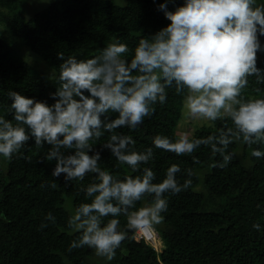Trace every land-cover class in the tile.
I'll list each match as a JSON object with an SVG mask.
<instances>
[{
  "label": "clouds",
  "instance_id": "obj_1",
  "mask_svg": "<svg viewBox=\"0 0 264 264\" xmlns=\"http://www.w3.org/2000/svg\"><path fill=\"white\" fill-rule=\"evenodd\" d=\"M159 10L170 23L139 38L134 49L117 39L90 58L59 53V74L54 69L49 77L56 81L55 103L8 92L12 103L6 111L12 119L0 115V156L10 161L19 154L31 162L21 150L34 140L37 149L51 146L43 159L56 161L52 176L63 174L66 186L91 176L80 188L86 202L67 220L78 234L69 252L87 247L112 261L130 232H149L164 222L169 195L192 187L197 174L172 164L157 182L148 166L154 149L192 156L204 146L218 157L210 166L220 169L237 155L230 150L233 144L247 145L252 157L264 158V96L247 93L250 77L264 83V69L257 67L258 53L264 51V2L184 0L176 6L166 0ZM170 90L182 98L185 122L214 130L197 138L192 128L181 127L174 137L157 134L152 146L137 149L133 135L120 129L137 130L156 113L157 104L167 103ZM109 114L118 115L110 119ZM98 143L110 150L117 167L126 165L130 172L121 178L102 167L101 152L94 151ZM193 163H200L198 157ZM55 181L48 186L57 188ZM45 220L55 223L56 217L49 212ZM260 228L253 224L254 230Z\"/></svg>",
  "mask_w": 264,
  "mask_h": 264
},
{
  "label": "trees",
  "instance_id": "obj_2",
  "mask_svg": "<svg viewBox=\"0 0 264 264\" xmlns=\"http://www.w3.org/2000/svg\"><path fill=\"white\" fill-rule=\"evenodd\" d=\"M165 2L126 0L125 5H118L111 0H57L25 19L21 0H0V115L12 119L6 111L12 103L9 90L49 105L55 103L51 94L56 91V81L47 71L52 74L56 69L59 74L61 52L65 57L90 58L117 39L134 49L139 38L170 23L159 10ZM183 3L175 0L176 6ZM168 8L174 11L173 4ZM17 45L25 47L34 62L18 52ZM257 67L264 69V55ZM247 93L264 96V83L250 77ZM181 108L182 98L170 90L167 103L157 104L156 113L145 118L137 130L120 131L133 135L137 149L150 147L157 134L174 137L182 119ZM117 115L109 114V118ZM213 130L201 127L194 136H207ZM50 147L45 143L43 149H37L30 140L21 151L31 162L19 154L10 161L0 156V264H264V158L252 157L247 145L230 146L237 155L224 169L210 166L218 157L204 146L192 156L154 149L155 158L148 166L157 182L172 164H179L182 170L191 168L197 176L192 187L169 195L164 222L155 228L163 247L158 250L146 240L138 241L136 233L130 232L112 261L97 257L87 247L68 251L78 234L68 228L67 220L86 202L80 188L81 184L87 186L91 176L67 186L63 174L53 177L56 161L43 159ZM94 151L101 152L102 167L121 178L130 172L126 165L117 167L110 150L102 149L101 144ZM193 156L199 164L193 163ZM179 177L182 183L185 173ZM53 180L55 189L48 186ZM49 212L56 217L55 223L45 220ZM42 223L47 227L41 228ZM254 223L261 225L260 230L253 229Z\"/></svg>",
  "mask_w": 264,
  "mask_h": 264
},
{
  "label": "rangeland",
  "instance_id": "obj_3",
  "mask_svg": "<svg viewBox=\"0 0 264 264\" xmlns=\"http://www.w3.org/2000/svg\"><path fill=\"white\" fill-rule=\"evenodd\" d=\"M57 0H21V9L24 13L25 19H31L37 12H40L42 9H44L47 5H49L52 2H55ZM114 1L118 5H125L126 0H111ZM0 27H3V24L0 23ZM4 34L8 36L7 31H4ZM12 35V33H11ZM262 46H264V41H261ZM17 51L20 52L21 54L25 55V58L28 59L29 61L34 62V59L31 57V54L27 51V49L23 46H16ZM264 51H261L258 53V60L263 57ZM47 74H50V72L47 71ZM181 127H190L193 130V134L197 129H200L202 126L200 125L199 122L192 123V122H185L183 118L181 119L180 125L178 130ZM163 247L160 239H158L156 243V248L160 250Z\"/></svg>",
  "mask_w": 264,
  "mask_h": 264
},
{
  "label": "built area",
  "instance_id": "obj_4",
  "mask_svg": "<svg viewBox=\"0 0 264 264\" xmlns=\"http://www.w3.org/2000/svg\"><path fill=\"white\" fill-rule=\"evenodd\" d=\"M158 239L159 237L155 229L149 232L140 231L136 233V240L138 241L146 240L147 242L151 243L155 248Z\"/></svg>",
  "mask_w": 264,
  "mask_h": 264
}]
</instances>
